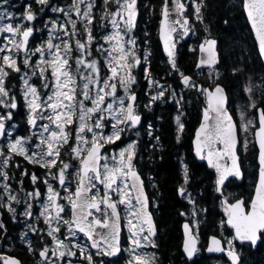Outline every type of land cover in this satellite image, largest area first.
Instances as JSON below:
<instances>
[{
    "label": "snow or ice",
    "instance_id": "obj_1",
    "mask_svg": "<svg viewBox=\"0 0 264 264\" xmlns=\"http://www.w3.org/2000/svg\"><path fill=\"white\" fill-rule=\"evenodd\" d=\"M7 0H5V3ZM175 8L169 7V0H164L162 9V24L161 33L164 40L165 51L167 52L170 63L173 68L175 63V43H170V40L179 39V36L173 37V33L177 32L175 25H180L183 31L181 35H187L189 29L185 27L189 21L187 18L172 20L170 15L173 11L182 14L185 10V5L181 0H173ZM41 5H47L48 0H37ZM115 3L117 5L116 11L112 12L105 8L101 19L108 18V22L116 31L104 37L105 43L112 44V47L105 48L103 44L97 47V51L106 53V63L109 67L110 76L101 79L100 68L98 62L87 60L85 57L90 56L88 46L93 41L94 37L92 31L87 25H91L94 20L92 9L95 6L94 0H73L72 7L75 9L74 15L86 21L85 32L86 39L75 41V49H73L71 38L77 35L76 21L72 20V14L63 8H52L54 12H63L68 18V23L71 24V29L62 25L61 29L65 36L69 39H62L58 44H53L51 37L46 42L47 57L42 47H37L34 53H40L39 63L35 66L39 68L40 77L45 81V89H49V77L45 75L48 69H51V91L45 97H41L35 86L28 83V79H24L25 85V99L29 109L28 124L31 129H35L32 135L37 137L35 148L37 151L29 153L26 151L25 145L30 142L31 137L17 138L7 145L8 150L16 155H22L30 163L39 164L44 168H52L57 166V162L61 156V149L68 145L70 140V133L66 131L68 126L77 124L75 132L76 143L71 147L73 158L78 160L80 168L77 170L78 176L77 187L75 191H70L66 187V174L70 165L59 161L62 167L53 174V179H57L60 186L64 188L68 195L60 197L50 184L47 188L48 203L42 205L44 212L48 214L45 217V222L49 223L51 220H57L56 227H51L48 235L52 237L56 243V250L53 252L58 259L76 256V252L67 249L63 241L59 240L53 233L60 231L59 221H63L67 225V232L69 236L65 239L75 238L77 233H82L91 242V248L96 249V254H103L104 256H116L120 251V220L121 213L118 210L119 205H125L128 210L129 217L127 218V230L129 232V241L132 247L130 252L133 254L132 260L129 264H151L144 255L137 252L148 245L155 247V241L151 237L155 236V227L152 224L151 216L146 211L147 199L144 197L140 177L134 169L132 163L134 153V143L129 144L126 148L121 149L118 153L111 157L103 155L101 149L105 143H115L121 139V133L126 131V127H135L139 124L141 117L135 113L134 105L137 97L134 93L129 91L130 85L135 83L134 77L125 72L121 75V71L131 67L128 63V56L131 51L125 47V43L131 44L135 47L134 38H129L125 41L127 36L136 26L137 16V0H104V4L108 5ZM85 5V10H81L80 5ZM30 9V5L26 6ZM244 7L247 18L253 28L258 40L259 51L264 56V0H244ZM195 13L199 16L200 7L197 6ZM12 20L11 13L5 14L0 12V19L3 18ZM116 17H120L119 20ZM24 19L31 22L35 19V15L31 11L25 13ZM123 25V28H121ZM22 26H14L12 23L0 26V33H9L11 36H19V40L8 39V43L14 45L17 52L21 50L27 51L29 38L33 35V28L28 27L21 30ZM51 31H55L52 29ZM113 41L115 42L113 44ZM122 41H124L122 43ZM63 45V47H61ZM215 41H206L200 47L201 52L207 53V59H202L198 67L202 65L211 66L214 62V48ZM80 52V55L75 59V69L70 63V53L73 51ZM13 49L9 47H0V97H8L9 92L4 87V78L9 75L5 68H11L15 72H20L21 69L17 66V60L12 53ZM116 53V55H113ZM136 64L140 61L136 60ZM25 66H29V58L24 59ZM45 65V67H39ZM147 71V70H146ZM27 75V74H25ZM35 75V71L33 72ZM183 75V74H181ZM124 89L125 96L128 103H125L124 97L117 96V83ZM152 83V81H149ZM182 83L187 87L195 88V84L190 82V78L183 76ZM202 94L207 93V107L203 112V122L196 133V155L201 160H207L208 166L214 168L218 173L217 191L225 185V181L229 177H241L239 157L237 155L238 145L240 140L238 137V128L229 115L226 108V97L224 90L217 86L214 91L199 89ZM251 92V89H246ZM163 91L152 97L155 101L163 96ZM175 95V93H173ZM30 97V98H29ZM87 102V103H86ZM0 104L15 109L17 104L15 98H12L10 104L5 100L0 99ZM90 104L91 106H88ZM254 107V105H253ZM48 113L45 115V113ZM104 113H108L105 116ZM115 122L111 125L113 131L111 134H104L105 127L103 121L109 119ZM12 118L11 113L6 116H0V136L5 135V120ZM47 120L49 123L38 124V121ZM89 121L93 123L89 124ZM179 131H183V124L180 123ZM255 123L246 119L241 113L240 130L248 132L250 128H255ZM100 129V132L95 131ZM85 132L92 133L91 139ZM10 135V133H8ZM47 134V135H45ZM258 144V181L255 187L253 198L250 202L238 200L236 203H229L227 199L222 201L223 210L227 216V225L235 230V239L243 241H251L255 244L258 233H264V111H259V128L254 133ZM179 139V137H177ZM85 145L87 147L85 148ZM248 146L247 140L243 142V147ZM206 150V152H205ZM0 156L4 159L0 161V167L6 166L11 159L3 150H0ZM103 161V163H101ZM223 161V163H221ZM4 179H8L7 174L0 172ZM33 182L37 180L35 175L32 176ZM131 181V184H129ZM47 184L48 181L45 180ZM103 186L104 192L101 196L100 188ZM93 189L96 191L93 192ZM133 192L136 195L133 197ZM112 193H115L119 199L113 200ZM183 194V189H181ZM223 195V193H221ZM30 196L39 197V191L29 193ZM12 200L16 198L10 197ZM62 198L68 201V208L71 211L72 218L66 219L62 216L65 212V206L60 205L57 200ZM135 199L136 204L140 205L136 208L132 201ZM19 201H17L18 203ZM30 207V205H29ZM12 210V209H10ZM54 212L55 215L50 214ZM94 213H99L97 216ZM25 215L31 216L30 212ZM2 227V225H0ZM185 229V243L184 252L191 259L198 251L197 237L193 234L192 229L188 224L184 225ZM106 230V231H100ZM147 233V234H145ZM72 247H79L73 244ZM209 252H226L232 264H238V256L232 247V241H228V248L225 249L221 245V241L215 237L211 239ZM50 249L45 247L40 256L51 264L48 258ZM82 259H87L88 264H93V257L90 253H86V249L79 247ZM2 259V258H0ZM4 264H19L14 259H5ZM71 264V262H70Z\"/></svg>",
    "mask_w": 264,
    "mask_h": 264
},
{
    "label": "trees",
    "instance_id": "obj_2",
    "mask_svg": "<svg viewBox=\"0 0 264 264\" xmlns=\"http://www.w3.org/2000/svg\"><path fill=\"white\" fill-rule=\"evenodd\" d=\"M139 1L140 18L134 38L139 55L143 57L147 54V60L138 67L134 66L132 77L135 83L130 85V91L138 97L136 106L140 107L143 116L141 126L144 129L149 126L152 130L149 136L145 129L143 138L137 146L135 164L143 176L149 193L151 210L159 229L160 245L155 251L156 264H215L216 261L227 264L226 257H207L204 251L199 252L194 260H187L182 252L181 225L184 220L191 221L190 215L196 213L199 220V229L196 233L203 243L210 235H220V226H223L221 197L216 192L215 173L204 163H199L192 150L194 132L200 123L202 110L206 106L205 96L198 91L199 87L205 89L222 84L226 88L230 109L239 129L241 123L239 109L247 110L248 116L255 125L257 108L262 107L264 110V65L244 15L243 1L199 0L200 18L194 20L191 17L194 31L191 39L180 45L175 68L164 56L158 36L163 0ZM1 2L20 14L24 15L27 11H31L35 15L33 21L39 29L35 34V41H42L54 18L58 19L57 12L52 11V8L64 7L66 10L67 6L72 5V0H48L47 5H41L37 0H7L6 3L5 0H1ZM103 2L96 0L94 8L97 19L93 23V35L97 38L104 32L100 31L98 24ZM112 4L110 3L111 6ZM29 5L30 9L26 10V6ZM64 15L62 13L61 18ZM76 29L78 32L82 30L80 23L76 24ZM212 37L218 38L222 58L221 65L215 69L218 71L217 76L215 70H200L199 73L196 69L197 47L203 40ZM93 53L94 58L102 61L101 56L96 52L95 43ZM19 76L20 73L10 69L6 86L10 90L11 98H15L17 104L15 109H9V113L18 126L19 133L25 136L28 134V110L27 102L23 99L22 81ZM183 76L190 77L197 87L186 88L182 83ZM150 80L152 83L149 82ZM249 88L251 92L246 91ZM117 89L119 93L122 92L120 85ZM161 91L164 93L163 96L153 101L152 97ZM0 108L7 112V108H2L1 105ZM179 116L183 117L184 124L181 132L177 128ZM253 130L255 128H252V140L246 151L243 152L242 147L240 151L243 169L248 172L247 178L242 184L231 179L224 188V194L230 201L247 196L252 191L257 177V149ZM156 137L158 140H155ZM241 141L244 142L243 136ZM69 146L62 149L63 159H67L66 151ZM16 158L23 160L21 157ZM25 167L28 169V176L25 178L22 190L28 191L33 188L29 174L34 170L41 175L43 169L39 164L27 163V166L21 169ZM182 167L188 168V171L185 173ZM7 170L12 176L11 183L16 186L19 169L15 168L12 161ZM37 185L43 190L41 182ZM184 186H187V192L191 194V202H186L184 197L178 195L179 189ZM154 198L157 201V208L154 206ZM0 225H2L0 252L16 256L24 264H39V249L42 243L37 241L38 237L35 236L32 246L22 239L23 229L20 223L16 222L10 211L2 206L1 200ZM241 259V264H264V244L262 243L255 251L249 249L244 252Z\"/></svg>",
    "mask_w": 264,
    "mask_h": 264
},
{
    "label": "rangeland",
    "instance_id": "obj_3",
    "mask_svg": "<svg viewBox=\"0 0 264 264\" xmlns=\"http://www.w3.org/2000/svg\"><path fill=\"white\" fill-rule=\"evenodd\" d=\"M94 4H95V6L92 9V15L94 16V20L96 21L97 18L95 17V11H94V8L96 7V0H94ZM199 4H200L199 0H192L191 4L189 5V6H191L190 10L187 9L186 16H191L194 20H199L200 16H196V13H195L196 7L197 6L201 7ZM72 5H73V0H72ZM72 5L71 6H67L66 7V11H68L69 13L72 14V20H75L76 24L80 23V27L82 29V30H80V32H78L77 29H76L77 35L75 37L71 38L73 49H75V41L77 39H79L81 41H84L86 39V35L87 34L85 32L86 21H82V18H78V17H76L74 15L75 9L72 7ZM106 7H107V9L109 11H112V12L116 11V9H117V5L115 3H113L112 6H111L110 4L105 5L104 2H103L102 6H101V8H103V10L100 11V16H99L100 21H99L98 24L100 26V31L103 30L104 32L101 34V36L99 38H97V37H95L93 35V25H94L93 23H94V20H93V23L91 25H87V27L91 29L94 39L91 42V44L88 46L89 51L91 52V55L90 56H86L85 58L87 60H89V61L95 59L98 62V66L100 68L101 79L110 76V71H109V67H108V65L106 63V60H105V56L107 54L97 51V47L99 45L103 44V46L105 48H109L110 49L112 47V44L105 43L104 37L109 35V34H112V33H114L116 31L115 29L112 28L111 24L108 22V18H105L103 20L101 19V16L105 12V8ZM58 8H62V7H58ZM80 8H81L82 11L85 10V5H83V4L80 5ZM25 9L27 10L28 7H26ZM63 9H64V7H63ZM0 12H4L5 14L11 13L12 16H13L12 20L7 19L6 16H5V18L0 19V26L6 25L8 23H12L14 26H22L21 30H23L24 28H28V27L33 28V30H34L33 31V35H32V38L30 40V43L28 44L27 51L23 52L21 50V51L17 52L15 50L14 45H11V44L8 43V39L19 40L20 37L19 36L13 37L9 33H0V47H9V48L13 49L12 53H9V54L13 55L16 58L17 66L21 69V71L18 72V73H20L19 78L22 81V91H23V99H24V101H26V99H25V91H26V89H25V85H24V79H28V83L30 85H33V86H35L37 88L38 93L41 95V97H45L46 95L50 94V91H51V88H52V85H51V82H50L51 69L49 68L48 71L45 72V75L50 78L49 79V89H45V87H44L45 81L42 80L41 77H40L39 68L35 67L39 63L40 53H35V54H33V53H34V50L37 47H42L44 52H45V54H46L45 58H48L47 57L46 42L50 39V36L51 37H57L56 39H52V43L53 44L60 43L61 42V38L62 39H69V37L65 36L64 31L61 29L62 25H64V26L68 27L69 29H71V24L68 23V18L65 15L62 16V18H61V15H62L63 12H57L58 19L54 18V20L52 22V25H50L48 27L49 31L46 33L45 37L43 36V40L42 41L41 40L40 41H35L36 40L35 39L36 38L35 34H36V32H38L39 29H38L37 26H35L34 21H31V22L26 21L24 19L25 14L24 15L20 14V13L16 12L15 10L11 9V8H8L6 4L1 2V0H0ZM199 15H200V13H199ZM139 18H140V15H139ZM116 19L119 20L120 17H116ZM121 28H123V25H121ZM52 29H55V31H51ZM191 29H192V34H193V31H194L193 24H191ZM134 32L135 31H133V29H132V31L127 36H125V41L129 38V36L131 38H134ZM178 32L176 33V37L178 36ZM81 36L83 37V39H81ZM191 37H192V35L190 36L189 39H191ZM189 39L187 41H189ZM134 40H135V38H134ZM205 40H203V42ZM35 42H36V44H35ZM123 42L124 41H122V43ZM176 42H177L178 46L180 47V45L184 42L183 41V35H180L179 39H176ZM94 43H95L96 52L101 56V58H102L101 60L102 61H100L99 58H94V56H95V55H93L94 54L93 53V45H94ZM114 43L115 42L113 41V44ZM61 47H63V45H61ZM125 47L128 48L131 51V53H132L131 55L128 56V63L130 65H132V66L129 67V68L124 69L123 71H121L120 74L124 75V73L127 72L131 76H133L132 71L134 69V66L138 67V65H141L142 63H146L147 54H145L143 57L141 55H139L136 40H135V47H133L131 44H127V43H125ZM2 55H4V53H0V56H2ZM79 55H80V52L75 51V50L72 53H70V56H71L70 63L72 64L73 69H75V67H76L75 59ZM113 55H116V53H113ZM26 57L29 58V60H30L29 66H25V64H24V59ZM136 60H139L140 63L136 64L135 63ZM39 67L42 68V67H45V65H39ZM10 69L11 68H5V70L9 74H10ZM213 70H215V69H213ZM34 71H35V75H33ZM215 71H216L215 75L217 76L218 75V71L217 70H215ZM25 74H27V75H25ZM7 77L4 78V87L8 90L9 96L8 97H0V99H3V100L6 101V103L10 104L12 102V98L10 96V90L6 86ZM111 82L117 83V86L119 85L118 80L117 81H111ZM120 88H121L122 92L119 93V90L117 89V96L124 97L125 98V103L127 104L128 101H127V98L125 96L124 89L122 87H120ZM186 88H187V86H186ZM129 91H130V87H129ZM0 105L2 106V108H7V112H5L3 109L0 108V116H6L9 113V109L10 108L5 106L4 104H0ZM88 106H91V105L88 104ZM27 110H28V114H29L28 107H27ZM136 111L139 114H141L139 106H137ZM241 113L244 114L246 119L252 120V118L250 116H248L247 110L239 109L240 121H241ZM47 114L48 113L46 112L45 115H47ZM104 115L108 116V113H104ZM178 118H179V120H181V116H179ZM114 122L115 121L112 120L110 117H109V119L103 121L105 127L103 128L102 131H103L104 134L107 135V134H111L112 133L113 129H112L111 125ZM4 123H5V126H6V134H5L4 139L0 140V150H3L7 156L11 157V159L9 160V162H8V164L6 166L0 167V172L6 173L7 177H8V179H4V177L2 175H0V188H1V190H0V200H1L2 206L5 209L10 211L11 215L13 216V218H15L16 222L20 223L21 228L23 229L22 232H21L22 239L24 241H26V243L29 246H32V243H33V240H34V236L38 237L37 241H40L42 243V246L39 249V253L45 247L49 248L50 251L48 253V258L51 261V264H70V262H71V264H88L87 259H82L81 258V253L79 251V247L85 248L86 249V253L85 254L90 253L93 258L96 257V256H98L99 258H102V259L106 258L107 256H104L103 254H99V255L96 254L97 251H93L91 249L87 237H85L81 233H77L75 238H69L70 240L69 239H65L66 236H69V233L67 232V225H64L63 221L61 220V221H59L60 231L58 233H53V235L57 236V238L59 240L63 241L64 245L67 246V249H62V250H65V251L71 250L73 252H76V256L69 257V256L66 255L64 258L58 259L57 258L58 253H57V255L53 254V252L56 250V243H55V241H53L52 237L48 235V232L51 230V227H56L58 222H57V220L53 219L49 223H46L45 222V217L48 214L46 213V214L42 215V213L44 212V209H43L42 205L48 203V201H47V195H48L47 188H48L49 184L57 192L60 193V197H65V196L68 195V192H66L64 190V188L60 186L58 180L57 179H53V174L58 171V168L62 167V164H60L59 161H63V163H67V164L70 165L69 169L67 170V174H66V187H68L69 190L73 191V192H74V190L77 187L78 180H77L76 173H77L78 168H80V163H79L78 160L73 158V154L71 153V150H70L71 147L76 143V141H75V132H76L77 124L74 123L71 126H68L66 128V131H68L71 134L70 138H69L70 142L68 144L70 146H69L68 150L66 151L67 159H63V157H62V151H63L62 149L66 148V146H67V145H65L61 149V156H60V158H59V160L57 162V166L56 167H52V168H44V167H42L43 171H42L41 175H38L34 170H32V172L29 174V181H30L31 186L33 188H31L28 191H25V190H22L23 189L22 186L24 184L25 178L28 176V169L26 167L21 169V167L27 166V163L33 164V165H35V164L34 163H30L22 155H16V154H13L12 152H10L8 150L7 145L9 143L13 142L17 138H28V137H31L30 142L25 145L26 151H28L29 153L37 151V149L35 148V144L37 143V137L32 135V132L35 131V129H31L29 124H28V134L24 136V135L19 133V128L16 125V123L13 122L12 118L10 120H5ZM44 123H49V121H47V120L38 121V124H44ZM91 123H93V121H89V124H91ZM239 124H241V123H239ZM120 127L124 128V125H120ZM178 128H179V126H178ZM95 131L100 132L101 130L100 129H96ZM251 131H252V128H250V130L248 132H243L241 130L239 131L240 135L244 137V141L247 140V144H249V142H251V140H252ZM179 132H181V131H179ZM8 133H10V135ZM45 135H47V134H45ZM83 135H86L89 139H91V137H92V133H88V132H85ZM121 136H122V133H121ZM241 136H240V140H241ZM133 143L135 145L134 153H135V157H136L137 149H136L135 141L127 142L126 146H124V147H122L120 149H115V148H113V150L109 149V150L105 151V153L103 155H107V156L111 157L112 155L118 153L121 149H124L129 144H133ZM107 144L108 143H105L104 145H107ZM240 145L241 146L239 148V152L241 151L242 148H243L242 149L243 152L246 151L247 148L245 149L243 147V142L242 141H241ZM86 147H87V145H85V148ZM16 157H21L23 160H21V161L17 160ZM135 157H134L132 163L136 167ZM3 159H4V157L0 156V161H2ZM12 161L15 164V168L19 169V177H16V186L17 187H15L11 183L12 176L9 174V172L7 170V167L10 165V163H12ZM101 163H103V161ZM182 169L186 170V167H182ZM33 175H35L37 177V180L35 182H33V180H32V176ZM22 180H23V182H22ZM45 180L48 181L47 184L45 183ZM38 182H41L43 190H41L39 188V186L37 185ZM18 184L19 185L21 184V185L19 186ZM97 187L100 188V193L99 194L102 196L103 192H104L103 186L98 185ZM36 191H39V193H40L39 197H33V196L29 195V193H34ZM95 191L96 190L93 189V192H95ZM111 195H112V199L113 200H118L119 199V197L115 193H112ZM11 196H14L16 199L12 200L10 198ZM184 198H185L186 202H191V194L190 193L185 195ZM153 200H154V206H155V208H157V206H158L157 205V201H156L155 198ZM17 201H19V202L17 203ZM57 202L60 205H64L65 206V212L62 213V216L64 218H66V219H71V211L68 208V201L65 200V199H62V198H58ZM132 203H133V205H135L136 208H138L135 199H133ZM29 205H30V207H29ZM121 206H122V210H123V213H122L121 216H122L123 222L125 223V226L127 228V218H130L129 217V213H128V210L126 209L125 205H121ZM10 209H12V210H10ZM26 212H30L31 216L29 217V216L25 215ZM50 214L52 216L55 215V213L51 212V210H50ZM94 214L97 215V216L100 215L99 213H94ZM193 218H195L194 221H193L194 225L196 227H199V220H198V217H197L196 213L193 215ZM24 226H25V228H24ZM145 234H147V233H145ZM129 235L130 234H129L128 230H127V235L126 236H127L128 240H127V244L124 245V252H125L124 260H125V264H129V262L132 260V256H133V254L130 252V248L132 247V245L130 244V241H129ZM144 243H145V246L140 248V249H137V252L142 254V255H144L149 261H151V264H156V259L157 258H156V255H155L154 251L152 250L151 252L148 253V251L146 249H149L150 245H148L147 242H144ZM73 244H76L79 247H72ZM38 263L39 264H48V261H42L39 258Z\"/></svg>",
    "mask_w": 264,
    "mask_h": 264
},
{
    "label": "water",
    "instance_id": "obj_4",
    "mask_svg": "<svg viewBox=\"0 0 264 264\" xmlns=\"http://www.w3.org/2000/svg\"><path fill=\"white\" fill-rule=\"evenodd\" d=\"M242 1H243V11H244V15H245V17H246V19H247V22H248V25H249V27H250V29H251V32H252V35H253L254 41H255L256 46H257V49H258L259 56H260L261 61H262L263 65H264V56H262L261 53H260V51H259V46H258V40H257V37H256L255 32H254L253 28L251 27V24H250V22H249V20H248V18H247V14H246L245 7H244V0H242ZM181 2L185 5V3H184L183 0H181ZM187 2H191V0H187ZM163 6H164V0H163ZM163 6H162V9H163ZM169 7H170V8H173V9L175 8V5H174L173 0H169ZM186 11H187V6L185 5V10H184V12H183L182 14H180V13H178V12H176V11H173V12L171 13V15H170V18H171L172 20H175V19H177V18H179V19L187 18V19H188L189 23H188V25H186L185 27H187V28L189 29V31H188V34H187V35H183V41H187V40L190 38V35H191V29H190L191 19H190V17H188V16L185 15V12H186ZM139 15H140V12H139V0H137V16H136V26H135V28H136L137 25H138ZM161 24H162V13H161V20H160V25H159V35H158V36H159V41H160V44H161V48H162L163 54H164V56L169 60V63H170V58H169L167 52L165 51V47H164V40H163V38H162V33H161ZM175 27L177 28V32H178V30H182V31H183V29H181L180 25H175ZM135 28H134V29H135ZM177 32H176V33H177ZM176 33H173V37H174V38L176 37ZM30 38H31V37H30ZM30 38H29V41H30ZM209 40H211V41H215L214 48L212 49V51L214 52V59H215V62H214L211 66H208V65H202V66L198 67L200 61H201L202 59H207V55H208L207 53H205V52H201V51H200V47H201V45H202V44H205L206 41H205V42H202V43L198 46V58H197V63H196V69H197V70H202V69H204V70L211 69V70H212V69L217 68V67L221 64V54H220V50H219V41H218L216 38H214V37L209 38L207 41H209ZM170 43H175V45H176V47H175V59H176L177 56H178V52H179V46H178V44L176 43V39L170 40ZM28 44H29V42H28ZM27 47H28V45H27ZM22 51L25 52V50H22ZM170 64H171V63H170ZM189 78H190V77H189ZM190 81H191V78H190ZM217 86L221 87V88L224 90V95H225V97H226V101H227V102H226V108H227V111H228L229 115L232 116L233 121H234V122L236 123V125H237V128H238V137H239V140H240V133H239L238 123H237V120L235 119L234 115L232 114V112H231V110H230L229 95H228V92H227L226 88H225L222 84H217V85H215V86L212 87V88L207 87V88H205L204 90L214 91V89H215ZM199 89H203V88H202V87H199ZM199 92H201V91L199 90ZM135 95H136V94H135ZM204 95H205V99H206V106H205V107L203 108V110H202V116H201V119H200V123H199L198 127L196 128V130H195V132H194L193 139H192V150H193V154H194L196 160H197L199 163H206L208 169H209L210 171H212V172L215 173L216 192H217V194L221 197V203H222V201L225 200V198H226L227 201H228L229 203H233V204H234V203H236L238 200H236V201H234V202H230V201L228 200V198L226 197V195L224 194V187L226 186V184H227L232 178L237 179L239 182H242V181H243V178H244V172H243V168H242V164H241V155H240V153H239L240 145H238L237 155H238V157H239V165H240V171H241V174H242V175H241L240 178L229 177V179L225 181V185L221 188V191H217V179H218V173L216 172V170H215L214 168H211V167L208 166V163H207V160H206V159H205V160H201V159L196 155V146H195L196 133H197L198 129L200 128L202 122H203V112H204V110H205L206 107H207V93L205 92ZM136 97H137V95H136ZM137 100H138V97H137ZM137 100H136L135 105H134V110H135V107H136ZM259 111H264V110H263L261 107H259V108L256 110L257 127H256V129L254 130V133H255V131L259 128ZM141 123H142V121L140 120L139 124H141ZM5 129H6V126H5ZM5 134H6V133H5ZM4 137H5V135L0 136V140L4 139ZM240 142H241V140H240ZM254 142H255L256 149H257V165H258V172H259V163H258V144H257V140H256L255 135H254ZM240 144H241V143H240ZM105 150H106V147H105V145H104L103 148L101 149V153L104 154ZM205 152H206V150H205ZM221 163H223V161H222ZM135 171L137 172V174H138L139 177H140V183L142 184L143 194H144V197L147 199V208H146V211H147L148 214L151 216L152 224H153L154 227H155V236L151 237V238L153 239V238H155V237L157 236V223H156V221H155L154 214H153V212H152V210H151L150 199H149V196H148V193H147V190H146L145 184H144L143 177H142V175L140 174L139 171H137V170H135ZM257 181H258V173H257ZM129 183L131 184V181H129ZM256 185H257V182H256ZM255 187H256V186H255ZM221 193H223V195H222ZM183 194H184V191H183ZM183 194H181V190H179V195H183ZM133 195L135 196L136 193L133 192ZM253 195H254V194H253ZM252 198H253V197H252ZM239 200H243V201H244V199H239ZM137 205H138V204H137ZM139 207H140V205H138V208H139ZM118 210H119V208H118ZM119 211H120V210H119ZM222 213H223V217H224V219H225V224H226V226H227L230 230H233L234 237H235V230L232 229L230 226H228L227 223H226V221H227V216H226V214H225V212H224V210H223V206H222ZM71 218H72V214H71ZM185 224H188V225H189V227L192 229L193 234L197 237V235H196V234L194 233V231H193V228H192L191 224H190L188 221H184L183 224H182V234H183L182 252H183V255L185 256V258H186L187 260H194V259L196 258V256H197L198 251H197V253H196L191 259H189L188 256L186 255V253L184 252V243H185V239H186L185 229H184V225H185ZM120 229H121V232H122L121 220H120ZM100 231H106V230H100ZM121 232H120V248H121ZM81 234H82V233H81ZM263 234H264V233H258V238H257L255 244H253L251 241H243V242H241V241H239V240H237V239H235V240H236V242H238V243H240V244H242V245H243V244H251V245H253V249L256 250V249L259 247L260 243L262 242V235H263ZM213 237L219 239V240L221 241V245L225 248L222 239H221L219 236H217V235H212V236L209 237V240H208V244H207V248H206V254H207L208 256H212V255H216V254H225V255H227L226 252H209V251L207 250V249L209 248V246H210L211 239H212ZM89 243H90V245H91V242H90V241H89ZM196 246H197V249H199V238H198V237H197V245H196ZM90 247H91V246H90ZM91 249H92L93 251H97L96 249H93V248H91ZM225 249H226V248H225ZM120 252H121V251H120ZM120 252H119L116 256H118V255L120 254ZM235 253H236V252H235ZM236 254H237V253H236ZM39 255H40V254H39ZM227 256H228V255H227ZM237 256H238V258H239V259H238V264H241L242 259H241V257H240L238 254H237ZM113 257H115V256H113ZM0 258H2V259H0V264H4V260H5V259H14V260L18 261L19 264H24V263H23L18 257L13 256V255H10V254H7V253H1V252H0ZM40 258H41L42 261H45L41 256H40ZM228 260H229V262L232 264V261L230 260L229 257H228Z\"/></svg>",
    "mask_w": 264,
    "mask_h": 264
},
{
    "label": "flooded vegetation",
    "instance_id": "obj_5",
    "mask_svg": "<svg viewBox=\"0 0 264 264\" xmlns=\"http://www.w3.org/2000/svg\"><path fill=\"white\" fill-rule=\"evenodd\" d=\"M185 2L187 3V6H188V10H190V7L191 6H189L191 3H189V2H187L186 0H185ZM139 6H140V1H139ZM190 18H191V16H189ZM192 19V18H191ZM192 21V20H191ZM137 28H138V26H137ZM137 28L136 29H133V31H136L137 30ZM181 32H182V30H180L179 32H178V36H180L181 35ZM31 38H32V36H31ZM31 40V39H30ZM30 43V42H29ZM191 83H192V81H190ZM136 109H137V106H136V108H135V113L136 114H138L140 117H141V121H142V123H143V116L141 115V114H139L137 111H136ZM175 120H176V117H175ZM180 121V123H182L183 124V118H181V120H179ZM142 123L141 124H138V125H136L135 127H126V125H124V128H126V131L125 132H123L122 133V136H121V139L120 140H118V141H116L115 143H108L107 145H106V151L107 150H113V148H115V149H120V148H122V147H124V146H126V144H127V142H132V141H135V143H136V149H137V146H138V143L140 142V139H142L143 137V134H144V131H145V129L147 130V132H148V135L150 134L151 135V132H152V130L150 129V127L149 126H146V128L144 129L141 125H142ZM178 124V123H177ZM184 125V124H183ZM179 126V125H178ZM149 135V136H150ZM158 140V138L156 137L155 138V140ZM153 142H154V140H153ZM136 158V157H135ZM205 165H206V163H204ZM137 167V166H136ZM135 166H134V169L135 170H137V171H139V169L138 168H136ZM79 169V168H78ZM188 171V168H186V170H184V172L186 173ZM140 172V171H139ZM243 172H244V178H243V181L242 182H239L237 179H235V178H233V179H235L236 180V182L237 183H239V184H242L243 182H244V180H246V178H247V171H245V169H243ZM257 173H258V171H257ZM256 173V174H257ZM141 174V173H140ZM143 177V176H142ZM77 180H78V176H77ZM256 182H257V177H256V180H255V182H254V185L252 186V191L250 192V193H248V195L247 196H242V197H237L236 199H234V200H232V201H230V202H234V201H236V200H239V199H244V201L247 203V202H250L251 201V199H252V197H253V194H254V191H255V186H256ZM180 189H184L186 192H185V194H183V195H181V197H185V195H187V194H189V192H187V186H184V187H182V188H180ZM75 191V190H74ZM178 195H179V193H178ZM180 196V195H179ZM118 208H119V210H120V213H121V215H122V213H123V210H122V206L121 205H119L118 206ZM221 213H222V203H221ZM183 214V213H182ZM222 215V219H223V226H220L221 228H220V235H217V236H219L221 239H222V241H223V243H224V246H225V248L227 249L228 248V241L229 240H231L232 241V247H233V249L235 250V252L240 256V257H242V255L244 254V252H247V251H249V249L250 250H254L253 249V245H251V244H240V243H238V242H236V240H235V238H234V233H233V230H230L227 226H226V224H225V219H224V217H223V213L221 214ZM190 217H191V221H189L190 223H191V225H192V228H193V230H194V232L196 233V230L198 231V229H199V227H196L195 225H194V219L195 218H193V215H190ZM185 221V220H184ZM184 221H182V224H183V222ZM121 227H122V232H121V252H120V254L118 255V256H115V257H113V256H107L106 258H104V259H102V258H99L98 256H96V257H94L93 258V264H125V260H124V258H125V252H124V245H126L127 244V240H128V238H127V228H126V226H125V223L123 222V218H122V216H121ZM198 228V229H197ZM181 231H182V225H181ZM197 234V233H196ZM210 236H212V235H210ZM209 236V237H210ZM199 237V236H198ZM209 237H208V239L206 240V242L205 243H203L201 240H200V237H199V249H198V253L199 252H203L204 251V253H206V248H207V244H208V240H209ZM152 239V238H151ZM70 240V239H69ZM152 240H154L155 241V247H152V246H150L149 247V249H146L147 251H148V253L149 252H151L152 250L154 251V253H155V251L159 248V245H160V236H159V229H158V226H157V236L155 237V238H153ZM89 241V240H88ZM182 241H183V234H182ZM264 244V234L262 235V242H261V244ZM90 244V243H89ZM260 244V245H261ZM260 247V246H259ZM257 250V249H256ZM255 251V250H254ZM156 255V254H155ZM207 255V254H206ZM208 256V255H207ZM212 256H224V257H226L227 258V260H228V256L227 255H225V254H216V255H212ZM229 261V260H228ZM215 264H223V263H221V262H218V261H216V263ZM227 264H231L230 262H227Z\"/></svg>",
    "mask_w": 264,
    "mask_h": 264
},
{
    "label": "bare ground",
    "instance_id": "obj_6",
    "mask_svg": "<svg viewBox=\"0 0 264 264\" xmlns=\"http://www.w3.org/2000/svg\"><path fill=\"white\" fill-rule=\"evenodd\" d=\"M163 5V4H162ZM200 5V4H199ZM243 6V5H242ZM162 13V12H161ZM187 13V12H186ZM142 15V14H141ZM197 16V15H196ZM160 24V23H159ZM194 26V25H193ZM217 40H218V38H217ZM177 43V42H176ZM198 43V42H197ZM196 43V44H197ZM192 47V46H191ZM198 48V47H197ZM179 53V52H178ZM221 60H222V58H221ZM221 63H222V61H221ZM221 65V64H220ZM199 71V70H198ZM199 73H200V71H199ZM203 73V72H202ZM215 73H216V71H215ZM212 74H213V72H212ZM180 75V74H179ZM178 77V76H177ZM161 82V81H160ZM189 88V87H188ZM204 89V88H203ZM199 91V90H198ZM201 94V93H200ZM204 96V95H203ZM262 108V107H261ZM258 109V108H257ZM231 110V109H230ZM144 114V113H143ZM183 118V117H182ZM184 123H185V121H184ZM151 124V123H150ZM178 128V127H177ZM154 129V128H153ZM254 131V130H253ZM252 134H254V133H252ZM150 135V134H149ZM241 136V135H240ZM154 137V136H153ZM159 137V136H158ZM241 146V145H240ZM240 153V152H239ZM257 168V167H256ZM20 179V178H19ZM22 182H23V180H22ZM145 183V182H144ZM19 185V184H18ZM21 185V184H20ZM19 185V186H20ZM215 186V185H214ZM16 187V186H15ZM146 187V186H145ZM21 190V189H20ZM148 193V192H147ZM149 194V193H148ZM236 199V198H235ZM233 200V199H232ZM153 202H154V200H153ZM2 213V212H1ZM19 221V220H18ZM22 221V220H21ZM22 224V223H21ZM24 228H25V226H24ZM24 233V232H23ZM261 244V243H260ZM260 246V245H259ZM199 256V255H198ZM208 257V256H207Z\"/></svg>",
    "mask_w": 264,
    "mask_h": 264
}]
</instances>
